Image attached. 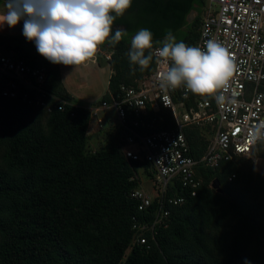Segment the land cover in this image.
Returning a JSON list of instances; mask_svg holds the SVG:
<instances>
[{"label":"trees","instance_id":"obj_1","mask_svg":"<svg viewBox=\"0 0 264 264\" xmlns=\"http://www.w3.org/2000/svg\"><path fill=\"white\" fill-rule=\"evenodd\" d=\"M206 2L132 0L99 45L111 52L112 75L108 93L95 104L155 72V57L144 69L130 63L127 53L139 30L152 33L153 48L146 55L169 31L177 42L196 47ZM193 11L199 16L190 24ZM117 29L127 35L112 45ZM0 45L30 65L47 66L45 88L69 103L49 113L0 97V264H264V172L246 158L264 161V142L250 156L200 167L198 196L172 208L156 234H148V244H135L134 220L151 222L157 212V203L141 212L130 197L141 187L140 171L151 173V166L126 158V132L119 127L100 129L106 140L94 147L91 113L69 95L60 70L20 52L8 39L0 37ZM159 116L163 120L153 130L176 127L169 111ZM183 132L192 157L202 158L211 128L192 126ZM215 179L220 191L211 187ZM176 192L186 195L179 185Z\"/></svg>","mask_w":264,"mask_h":264},{"label":"built area","instance_id":"obj_2","mask_svg":"<svg viewBox=\"0 0 264 264\" xmlns=\"http://www.w3.org/2000/svg\"><path fill=\"white\" fill-rule=\"evenodd\" d=\"M210 1L217 8L207 10L196 47L204 48L207 40H215L231 56L233 74L217 93L223 95V102L218 103L213 96L195 95L184 86L161 89L158 76L165 65L156 63L155 72L139 85H122L116 94L110 93L109 101L84 106L91 113L90 128L95 123L104 129L101 114L115 111L117 124L112 125L126 132L122 148L126 158L148 163L155 174L151 193L141 184L130 194L141 212L157 203L151 222L134 220L135 244H148V234H156L157 226L166 223L172 208L198 196L202 186L200 167L216 168L236 156H250L264 142V138L252 139L254 129L264 121V0ZM102 53L98 46L89 60L96 62ZM47 78V66L30 65L0 45V97L20 99L49 113L55 108L63 110L69 103L47 91ZM161 110L172 114L174 129L153 130L157 120H163ZM192 126H209L213 131L207 152L200 159L192 157L183 132ZM176 185L185 189L186 195H178Z\"/></svg>","mask_w":264,"mask_h":264},{"label":"clouds","instance_id":"obj_3","mask_svg":"<svg viewBox=\"0 0 264 264\" xmlns=\"http://www.w3.org/2000/svg\"><path fill=\"white\" fill-rule=\"evenodd\" d=\"M131 4L132 0H4L0 25L13 28L23 20L22 34L35 43L42 57L52 64L81 65L109 38L114 20ZM126 35L124 30L117 29L109 42L115 45ZM157 43L161 46L146 55L145 51L153 48L152 33L139 30L127 53L130 63L144 69L155 57L156 63L165 65L158 76L161 89L184 86L195 95L213 96L218 103L223 102V95L217 93L226 87L234 71L225 47L211 39L204 48L188 46L177 42L170 31ZM261 138L264 121L252 136L254 141ZM245 264L251 262L245 260Z\"/></svg>","mask_w":264,"mask_h":264},{"label":"rangeland","instance_id":"obj_4","mask_svg":"<svg viewBox=\"0 0 264 264\" xmlns=\"http://www.w3.org/2000/svg\"><path fill=\"white\" fill-rule=\"evenodd\" d=\"M206 7L202 13L204 18L207 10H215L217 7L215 4L211 6V1L207 0ZM199 13L193 11L188 16V23H192ZM21 22H19L15 27L10 28L8 25L5 28L0 26V36H17L21 30ZM111 57V52L103 50V53L98 56L97 61L87 60L81 65L65 66L62 64H54L61 72V77L63 78V84L67 88L69 95L74 98L78 103L83 106L90 107L92 103H96L101 100L104 95L108 93L109 81L112 75V70L109 66V58ZM101 116L105 120L104 128L108 129L110 125L117 124V116L115 111L110 110L103 112ZM90 128L91 133H97L98 127L95 123L92 124ZM106 134H100L99 137L93 138L92 144L94 147H98L99 144L105 143ZM247 160H252L255 162V166L260 172H264V161L256 160L254 157H246ZM151 173H146L144 170L140 171V183L143 189L148 192L153 190V179L155 174L153 171Z\"/></svg>","mask_w":264,"mask_h":264},{"label":"flooded vegetation","instance_id":"obj_5","mask_svg":"<svg viewBox=\"0 0 264 264\" xmlns=\"http://www.w3.org/2000/svg\"><path fill=\"white\" fill-rule=\"evenodd\" d=\"M4 1L0 3V7H2ZM126 15H124L125 17ZM21 30L20 32L17 34V36L13 37V36H0L3 37L5 39H8L10 41V43L12 44V46L14 48H19L20 52L22 53H26L28 55H30L31 57H33L35 60L41 61V62H49L48 60H46L44 57H42L38 52L37 49L35 47V45H33L32 49H28L27 45H31V44H35L33 41H28L24 35L22 34L23 32V23L24 21L21 20Z\"/></svg>","mask_w":264,"mask_h":264},{"label":"crops","instance_id":"obj_6","mask_svg":"<svg viewBox=\"0 0 264 264\" xmlns=\"http://www.w3.org/2000/svg\"><path fill=\"white\" fill-rule=\"evenodd\" d=\"M66 88V87H65ZM67 89V88H66ZM75 100V99H74ZM80 104V103H79ZM92 104H95V103H92ZM81 105V104H80ZM115 128L116 126H113V125H110V127L109 128ZM92 128V127H91ZM105 129V128H104ZM98 131H97V133H91V131H90V136H92L93 138H97V137H99L100 136V134L101 133H99V130H100V128H98L97 129Z\"/></svg>","mask_w":264,"mask_h":264},{"label":"water","instance_id":"obj_7","mask_svg":"<svg viewBox=\"0 0 264 264\" xmlns=\"http://www.w3.org/2000/svg\"><path fill=\"white\" fill-rule=\"evenodd\" d=\"M211 187L220 191V181L218 179H215L213 183L211 184Z\"/></svg>","mask_w":264,"mask_h":264},{"label":"bare ground","instance_id":"obj_8","mask_svg":"<svg viewBox=\"0 0 264 264\" xmlns=\"http://www.w3.org/2000/svg\"><path fill=\"white\" fill-rule=\"evenodd\" d=\"M2 28H5L7 27V24H4V25H0Z\"/></svg>","mask_w":264,"mask_h":264}]
</instances>
